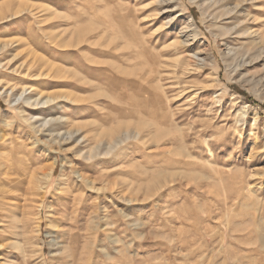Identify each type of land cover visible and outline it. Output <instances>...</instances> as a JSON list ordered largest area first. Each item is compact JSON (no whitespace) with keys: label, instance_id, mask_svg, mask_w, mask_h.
Listing matches in <instances>:
<instances>
[{"label":"rangeland","instance_id":"374dc122","mask_svg":"<svg viewBox=\"0 0 264 264\" xmlns=\"http://www.w3.org/2000/svg\"><path fill=\"white\" fill-rule=\"evenodd\" d=\"M6 1L0 264H264V0Z\"/></svg>","mask_w":264,"mask_h":264},{"label":"bare ground","instance_id":"6f19581e","mask_svg":"<svg viewBox=\"0 0 264 264\" xmlns=\"http://www.w3.org/2000/svg\"><path fill=\"white\" fill-rule=\"evenodd\" d=\"M10 0H7L6 2L7 3H10L9 2ZM164 1V0H163ZM11 4V3H10ZM10 6V5H9ZM208 7V6H207ZM20 9V8H19ZM6 10V9H5ZM58 15L60 14L59 12H56ZM226 28V27H225ZM223 31H224V33L226 34V33H228V32H230V30L228 29V28H226V29H223ZM246 33V30H244L243 32H238V35H242V34H245ZM5 47L6 46H2L1 47V50L2 51H4V50H6L5 49ZM228 48H230V46L228 47ZM230 51H233V53L232 52H230V53H232L233 55L231 56V57H229L230 59H236V58H238V57H245V56H247L248 54H250L252 57H257V58H259V57H261V55L262 54H264V44L263 45H259V44H252V45H244V46H242V47H238V48H230ZM7 52V51H6ZM4 54V53H3ZM249 55V56H250ZM256 59V58H255ZM0 61H1V57H0ZM51 64V63H50ZM55 65V64H54ZM50 66V65H49ZM56 66V65H55ZM54 66V67H55ZM82 69V68H81ZM76 74H78L77 73V69H76ZM16 95V94H15ZM11 96V95H10ZM33 96V95H32ZM16 97V99L18 100L19 98L20 99H22V103L24 104V107H27V106H30V108L31 107H33V106H36V104L35 103H33L31 100L33 99H31V96H25V94H23V93H21V94H19L18 96L16 95L15 96ZM15 99V100H16ZM19 99V100H20ZM35 99V98H34ZM40 99V98H39ZM50 99H51V97L50 96H48V98H46V100H44V102L43 103H47V102H49L50 101ZM39 101V100H38ZM38 101H37V103H38ZM35 102V101H34ZM40 102V101H39ZM20 103V102H19ZM23 107V108H24ZM21 108V107H20ZM29 108V107H28ZM27 110V109H26ZM23 113V112H22ZM24 113H26V112H24ZM30 114V113H29ZM24 116V115H23ZM26 117V116H25ZM32 117V116H31ZM31 117H29V118H31ZM27 119H28V115H27ZM45 120V121H44ZM31 121V120H30ZM43 123H42V128H43V125L45 124L46 125V123L48 122L46 119H43ZM41 123V122H40ZM39 123V124H40ZM48 124V123H47ZM51 125V124H50ZM40 126V125H39ZM39 126H38V129H41V128H39ZM47 126V125H46ZM46 126H44V127H46ZM50 127V126H49ZM54 127H56V126H54ZM35 128H36V126H35ZM74 128V127H73ZM45 129V128H44ZM54 130V129H53ZM57 130V129H56ZM129 131V130H128ZM57 132V131H56ZM55 133V132H54ZM53 133V134H54ZM59 133V132H58ZM57 133V134H58ZM129 133V132H128ZM69 134V136L70 137H72L73 136V134L71 133V132H69L68 133ZM127 134V133H126ZM59 135V134H58ZM98 135V134H97ZM52 136V135H51ZM54 136V135H53ZM60 136V135H59ZM57 137V136H56ZM56 137H54V138H56ZM129 137V136H128ZM136 137H137V135H136ZM66 139V138H65ZM123 140V139H122ZM56 142H58V141H56ZM100 142V141H99ZM117 144V143H116ZM118 145V144H117ZM11 155H13V154H10V155H8L7 157H8V161H10V162H5V165H6V167H8L9 169L10 168H14V165L12 164V162H11V160H13L12 158L14 157V156H11ZM16 163V162H15ZM21 168V167H20ZM52 168V167H51ZM6 172V171H5ZM5 174V173H4ZM86 176V175H85ZM51 177V176H50ZM44 184V183H43ZM1 187V186H0ZM6 206V205H5ZM6 209V208H5Z\"/></svg>","mask_w":264,"mask_h":264},{"label":"trees","instance_id":"16d2710c","mask_svg":"<svg viewBox=\"0 0 264 264\" xmlns=\"http://www.w3.org/2000/svg\"><path fill=\"white\" fill-rule=\"evenodd\" d=\"M251 100H253V98L250 97Z\"/></svg>","mask_w":264,"mask_h":264}]
</instances>
